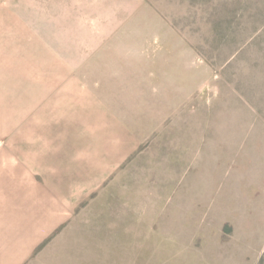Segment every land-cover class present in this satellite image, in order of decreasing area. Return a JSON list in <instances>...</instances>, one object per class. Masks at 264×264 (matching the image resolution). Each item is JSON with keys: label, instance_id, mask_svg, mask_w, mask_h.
Returning a JSON list of instances; mask_svg holds the SVG:
<instances>
[{"label": "rangeland", "instance_id": "rangeland-1", "mask_svg": "<svg viewBox=\"0 0 264 264\" xmlns=\"http://www.w3.org/2000/svg\"><path fill=\"white\" fill-rule=\"evenodd\" d=\"M58 6L89 63L110 61L73 84L77 121L108 140L103 116L128 118L140 139L105 183L106 264H264V0Z\"/></svg>", "mask_w": 264, "mask_h": 264}, {"label": "crops", "instance_id": "crops-1", "mask_svg": "<svg viewBox=\"0 0 264 264\" xmlns=\"http://www.w3.org/2000/svg\"><path fill=\"white\" fill-rule=\"evenodd\" d=\"M66 1L0 0V264H106L120 256L105 251L115 237L106 220L121 213L106 214L105 183L140 139L128 118L103 116L108 140H89L88 125L77 121L75 109L84 107L75 105L73 84L94 82L100 71L86 68L110 61L90 64L72 30L57 27Z\"/></svg>", "mask_w": 264, "mask_h": 264}]
</instances>
